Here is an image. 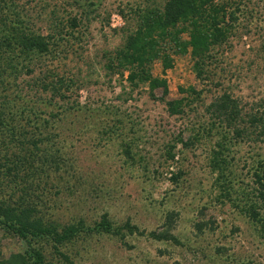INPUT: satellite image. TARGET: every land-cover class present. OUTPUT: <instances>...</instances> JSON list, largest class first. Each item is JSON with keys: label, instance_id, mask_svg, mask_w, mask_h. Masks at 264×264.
Returning <instances> with one entry per match:
<instances>
[{"label": "rangeland", "instance_id": "374dc122", "mask_svg": "<svg viewBox=\"0 0 264 264\" xmlns=\"http://www.w3.org/2000/svg\"><path fill=\"white\" fill-rule=\"evenodd\" d=\"M215 1L239 6V16L203 78L190 49L165 71L152 65L166 79L165 99H184L171 115L160 88L131 89L105 66L136 28L134 10L165 0H0L2 36L21 29L50 41L48 53L13 45L0 59V110L20 132H0V198L23 200L59 227L92 228L106 213L113 226L137 228L122 238L81 232L59 246L67 260L38 240L44 264H264V232L248 214L264 141L247 123L234 135L207 108L227 93L243 114L264 113V0ZM26 249L0 228V263Z\"/></svg>", "mask_w": 264, "mask_h": 264}, {"label": "trees", "instance_id": "16d2710c", "mask_svg": "<svg viewBox=\"0 0 264 264\" xmlns=\"http://www.w3.org/2000/svg\"><path fill=\"white\" fill-rule=\"evenodd\" d=\"M227 1L215 0H165L161 6L152 5L134 10L136 28L130 32L122 46L108 56L105 64L111 72L125 78L131 89L144 85L153 95L155 89L162 91L161 100L167 106L169 114H179L184 109V99H165L168 94V85L165 78L154 76L152 65L160 61L163 70L172 67L175 54H185L190 49L195 75L202 79L206 71V63L212 58L213 49L225 43L238 19L239 6L231 9ZM72 26L77 28L76 18H71ZM14 28H19L14 26ZM21 28V27H20ZM20 36H2L0 34V59L4 62L11 58L9 48L13 45L24 53H48L49 40L47 36L33 35L19 30ZM183 34H187L184 39ZM8 45V48L6 47ZM7 63V62H6ZM190 93H196L189 88ZM57 93V92H56ZM208 111L220 122H223L228 131L241 137L246 133V127H239L247 123L255 129V138L264 141V113H245L236 99L227 93H222L208 105ZM8 115L0 110V132H9L15 135L19 127L8 123ZM20 134V132L18 133ZM219 156L223 152V146H218ZM218 158V159H217ZM217 164L224 163L217 157ZM220 160V161H219ZM254 170V187L252 194L254 200H250L248 214L258 223L264 232V169L262 165ZM176 175L172 174V179ZM37 210L20 201L10 202L0 198V228L7 233L23 239L27 244L24 253L12 254L6 261L0 264H44L42 253L33 247L32 243L47 238L52 241L54 250L64 259L68 257L59 250L64 242H69L78 234L88 233L91 230H102L108 233L124 236L122 230L132 232L137 228L129 220L122 226H113L107 214H103L95 227H88L83 220L77 223L59 227L52 222L44 223L36 216ZM154 239H167L176 241L171 234L151 232Z\"/></svg>", "mask_w": 264, "mask_h": 264}, {"label": "built area", "instance_id": "2783aa9c", "mask_svg": "<svg viewBox=\"0 0 264 264\" xmlns=\"http://www.w3.org/2000/svg\"><path fill=\"white\" fill-rule=\"evenodd\" d=\"M114 18H119V15H113L112 20H114Z\"/></svg>", "mask_w": 264, "mask_h": 264}]
</instances>
